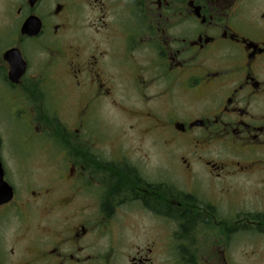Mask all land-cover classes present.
Returning <instances> with one entry per match:
<instances>
[{
	"label": "flooded vegetation",
	"instance_id": "obj_1",
	"mask_svg": "<svg viewBox=\"0 0 264 264\" xmlns=\"http://www.w3.org/2000/svg\"><path fill=\"white\" fill-rule=\"evenodd\" d=\"M0 195V264H264V0H0Z\"/></svg>",
	"mask_w": 264,
	"mask_h": 264
},
{
	"label": "rangeland",
	"instance_id": "obj_2",
	"mask_svg": "<svg viewBox=\"0 0 264 264\" xmlns=\"http://www.w3.org/2000/svg\"><path fill=\"white\" fill-rule=\"evenodd\" d=\"M98 120L101 122L100 125L103 123L104 126H106V130H113V133H111V135H113V139H135L134 133L123 132V127L120 128V130L118 131L119 134H117V132L115 133V130L119 128V124H121L122 126V121L121 123L119 122V120L121 119L118 116L114 114L105 113L103 115H99ZM101 128L104 129L102 125ZM12 141L13 138L10 136L9 145H11Z\"/></svg>",
	"mask_w": 264,
	"mask_h": 264
},
{
	"label": "water",
	"instance_id": "obj_3",
	"mask_svg": "<svg viewBox=\"0 0 264 264\" xmlns=\"http://www.w3.org/2000/svg\"><path fill=\"white\" fill-rule=\"evenodd\" d=\"M26 26V25H25ZM24 26V27H25ZM1 196V195H0ZM4 198H5V201H8V200H10V198H11V192H10V188H7V192H6V194L4 195Z\"/></svg>",
	"mask_w": 264,
	"mask_h": 264
}]
</instances>
